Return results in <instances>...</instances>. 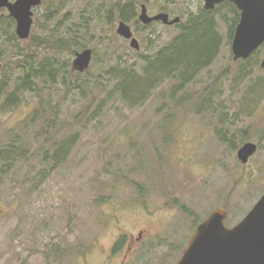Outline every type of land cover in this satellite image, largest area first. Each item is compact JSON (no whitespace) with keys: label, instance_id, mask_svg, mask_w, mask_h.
Returning a JSON list of instances; mask_svg holds the SVG:
<instances>
[{"label":"rangeland","instance_id":"obj_1","mask_svg":"<svg viewBox=\"0 0 264 264\" xmlns=\"http://www.w3.org/2000/svg\"><path fill=\"white\" fill-rule=\"evenodd\" d=\"M116 1H135L136 18L141 4L149 16L181 23L204 11L203 0H42L29 37L19 40L0 9V150L12 139L32 143L29 164L0 176V264H176L214 210L224 209L226 226H235L264 193V54L232 60L234 15L214 9L222 45L209 68L181 91L167 80L131 106L113 97L119 80L108 67L140 78L142 58L178 30L125 22L135 51L116 34L121 21L107 17ZM82 51L92 58L79 69ZM44 59H56L71 83L36 81L35 92L3 106L22 66ZM71 138L67 159L43 178ZM244 143L257 150L243 165L236 153Z\"/></svg>","mask_w":264,"mask_h":264},{"label":"trees","instance_id":"obj_2","mask_svg":"<svg viewBox=\"0 0 264 264\" xmlns=\"http://www.w3.org/2000/svg\"><path fill=\"white\" fill-rule=\"evenodd\" d=\"M135 1L132 3H124L116 1L109 5L107 17L114 16L115 19L140 26L136 18ZM221 7L225 8L229 13L235 17L234 26L229 32V42L232 41L233 33L236 24L238 23V12L234 5L224 2ZM218 10L202 11L198 17H193L185 23L173 26L177 31L168 43L159 48V50L151 57H143L145 68L142 67L140 78L133 77L132 70L123 69L119 72H114V66H109L105 72L111 79L119 80L115 85L112 95L123 104L136 105L146 102L150 91L157 85L162 84L167 80H176L179 82V90H183L187 85L194 81L197 75L204 69L209 68L218 58L222 40L218 31V19L216 14ZM52 12L46 16V20L51 19ZM151 25V24H150ZM148 26H143L147 29ZM63 47L58 46L57 51L62 50ZM74 53V51H73ZM264 54V46H261L256 52ZM247 61V60H245ZM119 64V63H118ZM25 66V67H24ZM22 66L21 79L15 84L12 91L9 93L4 101L7 108L15 106L17 98L24 92H35L36 81H53L56 83V77L62 78L67 84V80L71 79L68 76V71L64 70L62 65L55 59V62L50 59H44L36 65L27 64ZM120 68V65H117ZM75 79H78L75 77ZM76 84H79L76 82ZM37 86V85H36ZM78 88H82L77 85ZM135 97H139L138 100ZM205 106V103H202ZM19 138V137H18ZM74 138H71L54 152L51 158L55 165L50 166L49 169L43 168L41 176L44 178L49 175L50 171H55L57 167L62 164L68 157L70 152V145ZM32 155V143L21 139H12L3 149L0 150V176L6 175L10 170L21 162L28 163ZM47 153H44L46 158ZM58 165V166H57ZM57 166V167H56ZM181 211L192 215L183 205H180ZM197 225V223H195ZM116 249V248H115Z\"/></svg>","mask_w":264,"mask_h":264},{"label":"water","instance_id":"obj_3","mask_svg":"<svg viewBox=\"0 0 264 264\" xmlns=\"http://www.w3.org/2000/svg\"><path fill=\"white\" fill-rule=\"evenodd\" d=\"M42 0H0V9H6L15 21V34L19 40L29 37L33 23V9ZM204 10L212 11L216 6L228 2L239 13L231 41L232 60H248L264 46V0H203ZM137 20L143 26L161 23L165 26L179 24L180 18H169L166 13L149 16L146 6L140 5ZM116 34L129 41V46L139 51V43L125 22H119ZM90 51L76 55L75 65L82 69L91 61ZM0 64V69H1ZM261 68H264V56ZM253 143H244L236 157L246 164L255 154ZM226 211L218 208L202 221L187 242L181 258L176 264H264V193L247 215L233 228L224 226Z\"/></svg>","mask_w":264,"mask_h":264},{"label":"flooded vegetation","instance_id":"obj_4","mask_svg":"<svg viewBox=\"0 0 264 264\" xmlns=\"http://www.w3.org/2000/svg\"><path fill=\"white\" fill-rule=\"evenodd\" d=\"M13 1H14V0H13ZM169 18H170V17H169ZM226 214H227V213H226ZM226 216H227V215H226ZM225 219H226V218H225ZM225 219H224V226H225L226 228H228V229L233 228L234 226H231V227H227V226H226V224H225ZM196 228H197V227H196ZM196 228H195V229H196ZM195 229L193 230V232L195 231ZM193 232H192V234H193Z\"/></svg>","mask_w":264,"mask_h":264},{"label":"bare ground","instance_id":"obj_5","mask_svg":"<svg viewBox=\"0 0 264 264\" xmlns=\"http://www.w3.org/2000/svg\"><path fill=\"white\" fill-rule=\"evenodd\" d=\"M235 30V29H234Z\"/></svg>","mask_w":264,"mask_h":264}]
</instances>
